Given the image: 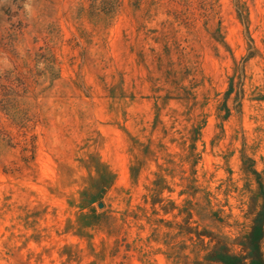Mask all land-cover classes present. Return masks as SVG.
<instances>
[{"label": "rangeland", "instance_id": "374dc122", "mask_svg": "<svg viewBox=\"0 0 264 264\" xmlns=\"http://www.w3.org/2000/svg\"><path fill=\"white\" fill-rule=\"evenodd\" d=\"M0 264H264V0H0Z\"/></svg>", "mask_w": 264, "mask_h": 264}, {"label": "water", "instance_id": "95a60500", "mask_svg": "<svg viewBox=\"0 0 264 264\" xmlns=\"http://www.w3.org/2000/svg\"><path fill=\"white\" fill-rule=\"evenodd\" d=\"M101 207H103V205L101 204Z\"/></svg>", "mask_w": 264, "mask_h": 264}]
</instances>
